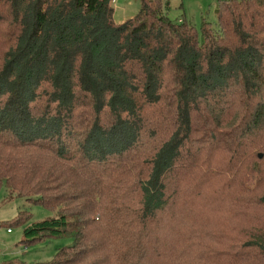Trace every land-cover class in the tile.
I'll use <instances>...</instances> for the list:
<instances>
[{
	"label": "trees",
	"instance_id": "trees-1",
	"mask_svg": "<svg viewBox=\"0 0 264 264\" xmlns=\"http://www.w3.org/2000/svg\"><path fill=\"white\" fill-rule=\"evenodd\" d=\"M165 1L0 0V185L71 240L36 264H264V0Z\"/></svg>",
	"mask_w": 264,
	"mask_h": 264
},
{
	"label": "rangeland",
	"instance_id": "rangeland-1",
	"mask_svg": "<svg viewBox=\"0 0 264 264\" xmlns=\"http://www.w3.org/2000/svg\"><path fill=\"white\" fill-rule=\"evenodd\" d=\"M163 8L171 20L185 19L198 29L200 19L204 18L216 25L217 0H166ZM113 7V20L121 22L136 13L138 0H110ZM21 213L28 217L21 223L11 222ZM56 213L47 211L38 204L16 195L9 196L0 185V264H36L49 262L55 253L70 245L69 237H57L42 242L24 245L21 242L23 230L45 219L55 218Z\"/></svg>",
	"mask_w": 264,
	"mask_h": 264
},
{
	"label": "water",
	"instance_id": "water-1",
	"mask_svg": "<svg viewBox=\"0 0 264 264\" xmlns=\"http://www.w3.org/2000/svg\"><path fill=\"white\" fill-rule=\"evenodd\" d=\"M258 156H260V154H258Z\"/></svg>",
	"mask_w": 264,
	"mask_h": 264
},
{
	"label": "built area",
	"instance_id": "built-area-1",
	"mask_svg": "<svg viewBox=\"0 0 264 264\" xmlns=\"http://www.w3.org/2000/svg\"><path fill=\"white\" fill-rule=\"evenodd\" d=\"M111 1H113V0H111Z\"/></svg>",
	"mask_w": 264,
	"mask_h": 264
}]
</instances>
